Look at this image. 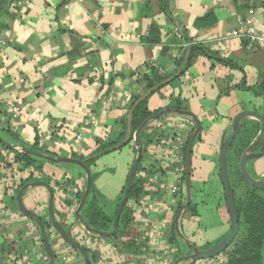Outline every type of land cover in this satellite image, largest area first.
<instances>
[{"label": "crops", "instance_id": "crops-1", "mask_svg": "<svg viewBox=\"0 0 264 264\" xmlns=\"http://www.w3.org/2000/svg\"><path fill=\"white\" fill-rule=\"evenodd\" d=\"M167 2L164 14L158 0H7V11L0 15V133L8 131L26 145L38 139L39 147L53 157L88 158L99 143L115 140L120 133L125 140L129 138L130 104L148 94L143 77L159 71L162 83L167 84L151 94L149 110L160 111L171 100H180L201 126L191 155V203L197 215L182 214L180 229L193 245L201 238L205 244L216 243L230 231L218 171L222 138L231 131L237 113L254 110L264 117V96H254L243 88L264 84V49L248 52L243 41L230 33L248 18L264 33V0ZM205 16L209 19L197 25ZM153 25L159 30L156 44L146 41ZM191 43L204 45L217 58L198 56L182 73L184 62L179 66L176 61L184 57ZM9 105L19 108L15 119L7 113ZM165 121L172 122L165 136L179 144L159 143L147 150L149 161L144 168L150 169L140 174L147 179L145 197L134 205L133 212L151 247L148 264H170L174 248L167 238L183 199L182 150L194 131L189 117L172 113ZM249 121L255 120L243 122ZM123 149L135 152L133 141ZM0 158L12 161V154L0 149ZM10 163L6 167L0 159V249H7L0 252V264L10 259L45 264L39 230L18 210L17 185L22 179L48 178L55 194L54 209L63 214V198L85 189V175L62 164L46 163L39 174ZM129 166L125 163L123 173L114 179L111 201L105 205L109 212L121 197ZM91 167L100 173L96 191L104 194L101 179L113 167L98 160ZM248 171L264 180V156L251 161ZM210 192L213 199L207 196ZM23 204L49 222L45 188H29ZM77 207L67 215L64 226L57 221L79 242L86 233L74 216ZM162 224L165 227L160 229ZM46 230L55 264H85L77 252L67 250L68 245L51 226ZM121 241L91 237L84 245L97 257V264H121ZM5 254L15 257L5 258ZM204 264H226V256Z\"/></svg>", "mask_w": 264, "mask_h": 264}, {"label": "trees", "instance_id": "trees-1", "mask_svg": "<svg viewBox=\"0 0 264 264\" xmlns=\"http://www.w3.org/2000/svg\"><path fill=\"white\" fill-rule=\"evenodd\" d=\"M66 1V0H64ZM7 0H0V15L7 11L5 9V5ZM167 0H158V6L160 12L166 14L167 12ZM210 16V15H209ZM209 16H205L196 21L197 25L207 21ZM214 22L211 20L209 24H213ZM158 28L156 26H152L147 37V42L151 44L159 43V35ZM183 58L178 62L177 65H181V62H184V69L182 73H184L192 64V61L195 60L198 56H203L209 59L217 58V53L210 51L202 44L191 43L188 48L183 52ZM219 61L232 65L229 61L224 59H218ZM163 76L159 71L152 70L150 76H144L143 80L145 81L146 88L148 90V94L145 97L139 98L136 97L130 104V118H129V129L130 135L127 140L124 139L123 133H120L115 140H109L105 143H99L97 148L93 152V154L86 157H77L84 162V164L90 169L92 176V186L90 190V194L86 200L84 207L81 210V216L86 223V225L94 231L97 232H108L112 228L115 211L120 202L125 186L121 191V197L118 198L115 203L114 209L112 211H107L105 206L99 205L98 199H100L99 193L94 188V181L98 178L97 172H93L91 170V166L95 164V161L101 156L108 154L110 152H114L122 149L127 144L133 141V134L135 130L139 127V125L151 117L152 115L158 113L151 112L148 108V99L154 92L161 89L166 83H162L164 80ZM245 90L251 92L254 96H264V84L255 87H243ZM169 107L174 111H182L190 113L182 104L180 100H171ZM168 115L161 116L156 121L150 122L140 133V143L143 150L142 158L136 173V177L134 180V184L132 190L130 192L129 200L124 207L122 215L120 217L119 222V234L116 237L111 239H123L122 243L119 245V253L122 255V259L124 263H136V264H148V260L152 257V253L150 248L148 247V239L145 236V230L143 228H138L135 223V218L133 215L134 205L137 206L140 201L145 197V187L147 185V179L141 178L140 174L143 172H148L150 169L144 168L142 163L143 158H147L146 153L147 150L154 145H158L163 140H165L167 133L165 130H162L158 127V123L163 121ZM259 132V123L257 121H249L243 122L240 125L239 132L235 139L233 140L227 156V168L231 181V185L234 191V197L236 202L237 212L239 214V231L236 239L233 244L222 254L226 256V264H264V253H263V241H264V191L255 189L242 181L238 172V161L243 153V151L249 146V144L257 137ZM0 136L7 141L13 147L18 148H28L33 151H38L41 153H45V150L39 147L38 139H35V142L32 145L24 144L16 135L5 131L1 132ZM162 140V141H161ZM189 139H186L183 146V156L185 155L186 146ZM199 140V135L197 136L196 141ZM195 141V142H196ZM165 146V145H164ZM0 149L8 151L12 154V161H9L5 158H0L6 167L10 166L11 163L19 164V166L23 168H32L34 171L41 174L43 165L49 162L44 161L43 159L23 154L17 150L7 149L0 144ZM255 152L264 151V135L262 136L261 141L257 145L254 150ZM136 154V150H135ZM133 164V162H132ZM132 164L129 166V172L132 167ZM77 170H81L76 166ZM128 172V174H129ZM151 171H149L150 175ZM233 176V179L232 177ZM128 179V176H127ZM127 179L125 185L127 183ZM41 180L50 183L48 178L41 177ZM30 180L22 179L19 181L17 185V189H19L22 185L28 183ZM183 190L180 194L184 195L186 198L185 184H184V176L182 177ZM240 189V194H236V191ZM83 191L79 193L69 194L68 197L63 198V203L65 206V212L62 214L54 209V215L56 220H59L61 224L64 226L65 218L67 215H70L71 212L75 209L76 205H78L82 199ZM15 201L13 200V203ZM183 199L179 202L176 212L182 207ZM191 213L193 216L197 215V212L193 209V205L189 204L183 214ZM42 220V219H41ZM43 221V220H42ZM45 227L48 229L49 222L43 221ZM65 231L72 237L69 230L64 227ZM73 239L77 240L75 237ZM220 242V241H219ZM208 243L203 247H199V249H208L217 243ZM167 244L177 251L174 253V250L170 252V263L171 261H175L179 257H185L189 255L190 250L184 245V243L179 239L174 230V223L172 222L170 227V233L167 238ZM43 246V244H42ZM180 246L186 252L180 251ZM88 253L92 264H97V257L92 254V252L86 247L82 246ZM80 256V255H79ZM148 257H151L150 259ZM167 259V257H166Z\"/></svg>", "mask_w": 264, "mask_h": 264}, {"label": "water", "instance_id": "water-1", "mask_svg": "<svg viewBox=\"0 0 264 264\" xmlns=\"http://www.w3.org/2000/svg\"><path fill=\"white\" fill-rule=\"evenodd\" d=\"M178 114L182 116L189 117L193 124H194V131L187 143L186 150H185V156H184V163H185V169H184V184H185V191H186V200L184 205L176 212L174 216V230L179 239L184 243V245L190 250L191 254L187 255L185 257H181L177 259L173 264H179L182 261H186L188 264H196L200 261H208L213 258L218 257L221 255L224 251H226L234 242L238 235L239 231V214L237 212L236 208V202L234 197V191L231 185L228 168H227V156L229 148L237 136L240 125L243 121L247 119H254L259 123V132L257 137L249 144V146L243 151L241 154L239 161H238V172L240 175V178L244 183L247 185L264 191V180H258L254 177H252L248 171V164L255 160L259 159L264 156V151L262 152H255V148L259 144V142L262 139V136L264 135V117L260 115L258 112L254 110H244L239 113H237L231 122V131L227 134V136H224L222 138V142L220 145L219 150V160H218V171H219V177L223 189V195L227 207V211L230 218V231L229 234L221 240L216 245L208 248V249H198L195 246H193L192 243H190L186 237L181 233L180 230V219L181 216L185 210V208L191 203L192 200V190H191V155L193 146L195 144V141L197 139V136L200 133V123L197 117L192 115L191 113L182 112V111H174L170 107H166L162 110H160L158 113L152 115L145 121H143L139 127L135 130L133 135V144L135 146L136 154L135 159L133 161L132 167L130 169V172L128 174L127 183L125 185L122 198L120 202L118 203V206L115 211V216L112 224V228L108 232H97L89 228L86 223L84 222L82 216H81V210L84 207L86 200L90 194L91 186H92V176L90 169L84 164L83 161L76 158H70V157H53L51 155L41 153L38 151H33L28 148H20V152L26 155H31L40 159H43L46 162L52 163V164H64V165H73L78 167L82 170V172L85 175V189L83 192L82 199L80 203L78 204V207L76 208L74 212V216L77 219L78 223L81 224V226L84 228L85 232L89 234L91 237H97L101 239H110L113 237H116L119 234V222L120 217L122 215V212L124 210V207L126 206L130 192L132 190L134 180L136 177V173L142 158V147L140 143V133L142 130L152 121H156L161 116L167 115V114ZM0 144L4 146L7 149L16 150L17 147H13L10 145L7 141H5L0 136ZM36 187H43L46 189L48 193V205H47V215L48 220L51 228L56 231V233L61 237V239L70 246L74 251H76L82 258L85 264H92L91 259L87 253V251L75 240L73 239L63 228V226L56 220L54 215V190L51 187L50 184H48L45 181H33L26 183L22 185L16 194L15 200L17 203V207L19 212L32 221L35 226L38 228L41 240L43 242V246L47 255V263L45 264H55V254L53 252L51 243L49 241V237L47 235V230L45 227V224L41 220V217L38 216L36 213L30 211L25 207L23 204V196L25 192L29 188H36ZM263 253H264V241H263ZM121 264H136V263H121Z\"/></svg>", "mask_w": 264, "mask_h": 264}, {"label": "rangeland", "instance_id": "rangeland-1", "mask_svg": "<svg viewBox=\"0 0 264 264\" xmlns=\"http://www.w3.org/2000/svg\"><path fill=\"white\" fill-rule=\"evenodd\" d=\"M169 117V115L166 117V118H168ZM165 118V119H166ZM165 119L163 120V121H161L160 123H158L159 124V128H161L162 130L164 129L165 131H167L168 133H170V129L168 128V127H170L169 125H170V123H172L171 121H170V123H165L166 121H165ZM165 143L166 144H169L168 142H161V144L162 145H165ZM121 150V149H120ZM118 151V150H117ZM115 152V151H114ZM114 152H110V153H108V154H105V155H103V156H101L100 158H98L97 160L99 161V162H102V163H107V164H109V166L110 167H113L112 169L113 170H111V169H106L104 172H106L103 176H102V179H101V184H102V188H103V192H104V194L103 193H99V195H100V199H98V202H99V205H102L103 207L105 206V205H108L109 203H110V201H111V192H112V188H113V184H114V179L116 178V177H118V175L119 174H121V173H123V169H124V165H125V163H129V165H131L132 164V162L134 161V159H135V152L134 151H132V154L129 152V151H127V150H125V149H123V150H121L120 152H117V153H115V154H112V153H114ZM77 159V158H76ZM104 161H106V162H104ZM147 161H149V159L148 158H143V161H142V163H143V165H144V163L145 162H147ZM61 166H64V167H67V168H70V169H74V170H77L75 167H72V165H61ZM108 166V165H107ZM92 168V167H91ZM92 170H93V168H92ZM79 172H81L82 173V171L81 170H78ZM94 172V171H93ZM98 174H99V172H97ZM100 175V174H99ZM99 175H98V177H99ZM146 177V176H145ZM232 177V179H233V176H231ZM146 179V178H145ZM116 183H117V181H116ZM147 186V185H146ZM94 188H97V184H96V180L94 181ZM111 191V192H110ZM99 192V191H98ZM211 193V192H210ZM236 194L238 195V194H240V190L238 189L237 191H236ZM211 195H212V197H211ZM211 195H207L209 198H211V199H213V197H214V194L213 193H211ZM185 196V194L183 195V205H184V203H185V200H186V198L184 197ZM192 204V203H191ZM193 205V204H192ZM112 209V208H111ZM110 209V210H111ZM193 209L195 210V207L193 206ZM196 211V210H195ZM188 214V213H187ZM182 229V228H181ZM180 229V230H181ZM184 232V230H181V233L186 237V235L183 233ZM40 239H41V237H40ZM186 239H187V237H186ZM114 240H117V238L116 239H114ZM188 240V239H187ZM189 241V240H188ZM190 242V241H189ZM195 242H196V244L197 245H193V246H195L196 248H198L199 249V247H203L204 245H205V241H204V239H196L195 240ZM216 242V241H215ZM121 243H122V241H121ZM191 243V242H190ZM148 244V247L149 248H151L150 246H149V242L147 243ZM193 244V243H192ZM84 245V244H83ZM83 245H81V246H83ZM167 245V244H166ZM85 246V245H84ZM171 247V246H170ZM169 248V246L167 245V247H166V249H168ZM180 251H182V252H186V250H183V248L180 246ZM5 250H7L6 248H2L1 247V249H0V252H2V251H5ZM174 250V253L177 251V248L176 249H173ZM173 250H171L170 252H172ZM222 255V254H221ZM6 256V257H5ZM12 256L13 257H15L14 255H11V256H8V254H5L3 257H5V258H12ZM171 256V255H170ZM169 256V257H170ZM81 257V256H80ZM82 258V257H81ZM149 259L151 258V257H148ZM179 258H181V257H179ZM179 258H177V259H179ZM176 259V260H177ZM151 260V259H150ZM175 260V261H176ZM175 261H171V263L170 264H173V262H175ZM167 262V261H166ZM186 261H182V262H180L179 264H182V263H185ZM198 263H200V262H198ZM161 264V263H160ZM168 264V263H167Z\"/></svg>", "mask_w": 264, "mask_h": 264}, {"label": "built area", "instance_id": "built-area-1", "mask_svg": "<svg viewBox=\"0 0 264 264\" xmlns=\"http://www.w3.org/2000/svg\"><path fill=\"white\" fill-rule=\"evenodd\" d=\"M230 37L242 40L243 43L245 44V49L248 52H253V51L257 50L259 47L264 49V33L258 31L255 28L253 21L250 18L243 21L242 24L240 25V27L232 30L230 33ZM7 113L9 114L10 117L15 119L19 114V108L16 105H9L8 109H7ZM171 138H173V137H169V135H168L167 138L163 141L168 142V143L176 142L177 144H179L178 140L171 139ZM165 145H166V143H165ZM16 150L20 152V148L17 147ZM174 190H175V188H174ZM166 211L170 212L169 209H166ZM164 227H165V225L162 224L160 229H163ZM83 231H84V229H83ZM156 235L161 236V235H159V233H156ZM90 238H91V236L86 233L84 235V238L81 241H79L78 243L80 245H83ZM121 240H123V239H121ZM67 250L71 251L73 254L76 253V251H74L70 246L67 247ZM213 259H215V258H213ZM213 259L208 260V261H212ZM204 262H207V261H200L201 264H204ZM3 264H23V263H22V261H15L14 259H10V260H6ZM164 264H167V262H164Z\"/></svg>", "mask_w": 264, "mask_h": 264}, {"label": "flooded vegetation", "instance_id": "flooded-vegetation-1", "mask_svg": "<svg viewBox=\"0 0 264 264\" xmlns=\"http://www.w3.org/2000/svg\"><path fill=\"white\" fill-rule=\"evenodd\" d=\"M191 204V203H190ZM191 254V252L189 253V255Z\"/></svg>", "mask_w": 264, "mask_h": 264}]
</instances>
